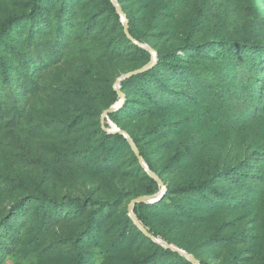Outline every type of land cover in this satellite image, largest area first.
I'll return each mask as SVG.
<instances>
[{"label":"rangeland","instance_id":"obj_1","mask_svg":"<svg viewBox=\"0 0 264 264\" xmlns=\"http://www.w3.org/2000/svg\"><path fill=\"white\" fill-rule=\"evenodd\" d=\"M117 1L179 67L105 0H0V264H264V53L222 45H264V0Z\"/></svg>","mask_w":264,"mask_h":264},{"label":"trees","instance_id":"obj_2","mask_svg":"<svg viewBox=\"0 0 264 264\" xmlns=\"http://www.w3.org/2000/svg\"><path fill=\"white\" fill-rule=\"evenodd\" d=\"M109 6L113 9L116 10V7L112 4L110 0H105ZM39 15V12H33L32 16L37 17ZM19 18H9L7 19L3 24L0 29V38H2L6 33L10 30L12 25H15L18 22ZM222 45L228 52L230 57H233L235 59H240L242 56V51H247L251 52L253 49L258 50L257 52H262L264 53V45L257 44L255 46L253 45H248L245 42L239 41V40H223ZM197 48H200V46H197ZM243 48V49H241ZM141 51L144 52V50L140 49ZM159 65L165 66V67H171V68H177L179 67V61L174 57L172 53H169L165 56H159L158 57ZM111 137L118 138L121 140H126L125 137L119 133L111 135ZM180 159L179 155L174 156L171 159V162L176 163ZM207 187L206 182H199V183H190L185 186L179 187L171 193H177V194H183V193H201L203 192ZM149 195H153L154 192L150 191ZM120 196H117L115 200L113 201H108V202H102L100 203L101 205H105L107 207H112L114 204L118 201ZM41 202H49L54 204L55 206H64L65 205V199H60L57 197L49 196V195H42L38 197H33ZM70 203H76L78 206L84 207L83 201L79 198L75 199H69ZM142 206H146V204H142ZM89 221L92 223L95 221V216L94 213H91L89 216ZM150 234H154L153 231L149 230ZM165 254H173L177 257H179L178 252H173L172 249H162Z\"/></svg>","mask_w":264,"mask_h":264},{"label":"water","instance_id":"obj_3","mask_svg":"<svg viewBox=\"0 0 264 264\" xmlns=\"http://www.w3.org/2000/svg\"><path fill=\"white\" fill-rule=\"evenodd\" d=\"M110 1H111L112 4L116 7V9L118 10V12L121 14V16H122V18H123V21H124L125 33H126L127 36L130 38V40H131L133 43H135L136 45H138V46H140V47H142V48H144V49L150 51V52L152 53L154 59H155V60H158V55H157L156 51H155L152 47H150V46H148V45H144V44L139 43L135 38H133V37L130 35V33H129V29H128V25H127L126 15H125V13H124L122 7L120 6L119 2H118L117 0H110ZM146 69H147V68H146ZM146 69L139 70V71H137V72H133V73L127 74V75L123 76L122 78H120V80L117 81V83H116V90L118 91V93H119L120 96H121L122 103H123L124 100H125V95H124V93H122V92L120 91V89H119V83L122 82V81H124V80H127L128 78H130V77H132V76H134V75H136V74L141 73L142 71H144V70H146ZM122 103L119 104V105H117V106H115V107H113L112 109H109V110L105 111V112H104V115L107 116L109 113H112V112L118 110V109L122 106ZM112 133H120L121 135H123V136L128 140V142L131 144V146L133 147V149L137 152V146H136V144L134 143V141L132 140V138L129 136V134H128L127 132L122 131V130H120V129H115L114 132H112ZM138 157H139V162H140V164H141L142 167L146 170V172H147L152 178H154L156 181H158V183H159L162 187H165L164 182H163L161 179H159L158 177L155 176V174H154V173L148 168V166H146V165L144 164V162H143V160H142V158H141L140 156H138ZM147 201H148V202H151L150 200H148V197H140V198H137L136 200H134V201L132 202L131 207H130V210H129V214L132 216V218H133L132 208H133L134 204L137 203V202H139V203H146ZM133 220H134V222H135L139 227H141V225H140V223H139V221H138L137 219L133 218ZM141 228H142V227H141ZM143 230H144V229H143ZM144 232L147 234V236H148L151 240H153V241H155V242H157V243H159V244H161V245H164V244L160 243V242H159V241H158V240H157L152 234H150V233L147 232L146 230H144ZM166 247L169 248V249H172V250L175 251V252H178V253L181 254L182 256H185L188 260L194 262L195 264H200V262H199L198 260H196L193 256H191L190 254L186 253L185 251H182V250H180V249L173 248V247H170V246H166Z\"/></svg>","mask_w":264,"mask_h":264}]
</instances>
